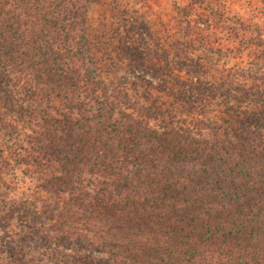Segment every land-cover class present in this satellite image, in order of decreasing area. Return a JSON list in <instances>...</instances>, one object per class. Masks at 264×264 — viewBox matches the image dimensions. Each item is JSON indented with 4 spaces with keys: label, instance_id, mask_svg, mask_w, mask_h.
<instances>
[{
    "label": "trees",
    "instance_id": "obj_1",
    "mask_svg": "<svg viewBox=\"0 0 264 264\" xmlns=\"http://www.w3.org/2000/svg\"><path fill=\"white\" fill-rule=\"evenodd\" d=\"M93 1L0 0V264H264V0H183L109 76Z\"/></svg>",
    "mask_w": 264,
    "mask_h": 264
},
{
    "label": "rangeland",
    "instance_id": "obj_2",
    "mask_svg": "<svg viewBox=\"0 0 264 264\" xmlns=\"http://www.w3.org/2000/svg\"><path fill=\"white\" fill-rule=\"evenodd\" d=\"M176 2V3H175ZM183 0H94L89 4L88 15L91 24L93 53L105 76L107 72L117 70L125 62L120 60L125 55V46L138 42L140 48L155 49L160 38L162 48L171 47L172 39L185 37V25L179 17L178 4ZM144 21L152 32L139 34L137 25ZM181 48V47H180ZM162 52V50H159ZM113 61L118 63L113 64ZM133 66V65H131ZM125 69V67H123ZM140 70L139 68H135ZM127 74L126 69L121 71ZM144 87L134 83L130 93L136 99H144ZM158 96L161 100L172 101L166 93L153 90L152 98ZM212 106V105H211Z\"/></svg>",
    "mask_w": 264,
    "mask_h": 264
}]
</instances>
